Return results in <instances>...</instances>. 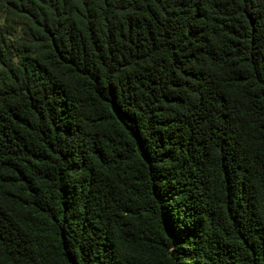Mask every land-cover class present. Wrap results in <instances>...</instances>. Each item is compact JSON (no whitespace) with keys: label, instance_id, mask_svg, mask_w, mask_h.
Wrapping results in <instances>:
<instances>
[{"label":"trees","instance_id":"obj_1","mask_svg":"<svg viewBox=\"0 0 264 264\" xmlns=\"http://www.w3.org/2000/svg\"><path fill=\"white\" fill-rule=\"evenodd\" d=\"M0 264H264V0H0Z\"/></svg>","mask_w":264,"mask_h":264}]
</instances>
